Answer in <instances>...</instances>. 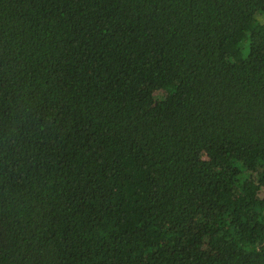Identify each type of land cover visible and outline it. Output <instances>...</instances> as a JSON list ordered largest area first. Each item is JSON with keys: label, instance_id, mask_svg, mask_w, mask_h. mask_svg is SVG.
Here are the masks:
<instances>
[{"label": "trees", "instance_id": "trees-1", "mask_svg": "<svg viewBox=\"0 0 264 264\" xmlns=\"http://www.w3.org/2000/svg\"><path fill=\"white\" fill-rule=\"evenodd\" d=\"M0 264H264V0H0Z\"/></svg>", "mask_w": 264, "mask_h": 264}]
</instances>
